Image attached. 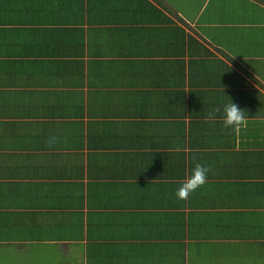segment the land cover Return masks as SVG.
<instances>
[{
  "label": "crops",
  "instance_id": "obj_1",
  "mask_svg": "<svg viewBox=\"0 0 264 264\" xmlns=\"http://www.w3.org/2000/svg\"><path fill=\"white\" fill-rule=\"evenodd\" d=\"M117 1L121 9L113 0H0V114L5 104L16 112L0 115V228L25 230L40 220L41 228L62 232L61 240L48 233L33 242L35 249L64 251L72 264H264V0ZM172 33L179 45L185 40V61L187 53L191 58L187 89L206 90L213 105L193 119L204 121L199 126L185 117L184 149L172 141L158 157L155 177L134 175L118 158L137 151L116 137L167 146L149 135L163 131L155 126L163 117L151 116L160 102L146 91L161 90L173 67L150 72L146 64L166 61ZM174 71L189 76L180 66ZM231 100L245 109L246 122L225 128L223 106ZM51 107L53 118L68 127L79 120L99 138L77 149L59 141L50 151L31 147L30 136L49 134ZM66 152L71 165L58 155ZM197 163L209 169L206 183L178 199L176 190ZM233 194L246 202L257 197L253 206L242 205L246 218L254 216L246 227V218L233 221L239 206H223ZM40 198L59 201L55 213L51 206L16 214V207L32 208ZM1 211L13 220L5 224ZM180 212L190 216L195 237L163 260L153 244L163 242L156 238L174 228Z\"/></svg>",
  "mask_w": 264,
  "mask_h": 264
},
{
  "label": "trees",
  "instance_id": "obj_2",
  "mask_svg": "<svg viewBox=\"0 0 264 264\" xmlns=\"http://www.w3.org/2000/svg\"><path fill=\"white\" fill-rule=\"evenodd\" d=\"M135 1V6L137 4V0ZM110 2V0H109ZM113 7L116 8H122L120 3L117 0H113L112 3ZM134 6V8H135ZM134 11V9H133ZM178 34V33H177ZM177 34L172 33V36L170 37L171 40L169 39L168 42V48H169V55L168 57L166 56V61H155V60H150L149 64H146V69H149L150 72H153L155 69L158 68H167L172 65L173 71H166V79L163 84H161V90L156 92V89L158 86L155 85L154 89L155 90H147L146 92L149 93L152 98L155 96H158V101L160 104H154L152 111H156V114H151V116L154 115H159L160 117H163L162 124L161 123H155V126H161L163 128V131L161 133H157L153 135V132L150 130L149 135L152 136V138L159 144L167 145L164 147H160V145L156 144L155 142L149 141L146 142L145 144L143 142V136H135V137H126L125 138V133L122 136L116 137V141L121 143H124L125 147H132L135 149L137 152H133L131 154H127L125 152L124 157L118 158V164L125 168L128 172L135 173L134 175H139V176H145V177H155L154 172L158 170V164L157 160H159V155L160 153L164 152V149L169 148V144H172V141H175L176 145L184 149V147L181 144L180 141V134H182V128L184 124V119L185 117H188L189 121L191 124L194 126H199L200 123L203 124L204 121L198 122V120H193L196 118H202L204 116V112L206 110H209L211 106L213 105V102H210L209 99H213L212 96H206L205 94L207 93L206 90H194L197 94L192 93L193 91H190L187 89L185 82H189L190 78L193 75L192 69L190 65H188L189 61L191 58L189 57V54L187 53V61L184 59V54L182 51L186 48V43L185 40H182L181 45L178 43L177 39ZM181 36H184L182 34ZM189 40V39H188ZM180 66L183 70H187L189 72L188 78L185 79V71L180 73H177L174 71V68ZM173 72V73H172ZM208 98V99H207ZM7 105V106H6ZM146 104L144 105V107ZM9 104H5V110L3 113H10L13 109H8ZM55 108V107H54ZM51 107V110L49 111V134L47 136L40 135L37 132L33 135L30 136L28 139V144L31 147H39L40 149L44 150H51L50 147L54 148L58 141L63 144L67 149H77L79 147H83L84 143L88 142H94L99 138V133L95 132L94 129H87L85 124L83 122H80L79 120L73 121L71 126L68 127L65 121H61L60 119L53 118L52 110L54 109ZM16 112L12 111L11 115L13 116ZM149 116V114H148ZM181 118V119H180ZM180 119V120H179ZM168 120V121H167ZM90 124L92 121L89 122ZM72 130H75L74 132ZM123 131V129H120ZM71 131V132H70ZM69 132V133H68ZM200 137V136H199ZM198 139V138H197ZM201 139H205L202 137ZM163 143H162V142ZM70 142L75 143V145L71 146L68 145ZM5 144L3 143V140L0 142V145ZM49 145V147H48ZM218 145V144H217ZM141 147H147V148H152L148 152L141 151ZM163 150V151H162ZM220 151H211L210 152V157H216L217 154L222 152L223 149H219ZM51 155L50 153H46L45 156ZM61 159H66L70 154L69 153H61L58 154ZM104 156L105 154H101ZM199 155H205L204 152H198L197 156ZM225 157H228V155H223ZM209 158V156H208ZM211 158V159H214ZM245 159V158H244ZM246 160V159H245ZM72 159L67 158L66 163L67 164H72ZM148 168H146L145 166ZM76 170L73 172L75 173ZM64 173H66L64 171ZM38 176V175H37ZM237 173L235 171H231V177L236 178ZM261 177L264 178V175L261 174ZM239 178V175H238ZM32 184L31 187L32 189H36L37 184L35 182L30 183ZM156 187H159L157 183L155 184ZM60 188V186H59ZM31 189V190H32ZM58 190V188H56ZM257 197L256 196H250L246 202L245 196L241 195H230L229 200L225 203L223 202V206L225 204H229V208H236L239 206V210L235 211V215L233 216V221L241 220L244 221L246 216L249 214L246 212V210L243 209L242 205L243 204H249L252 205ZM215 203L220 204L222 200L214 201ZM26 203L31 204L29 197L27 196V201ZM32 208L29 209H20L19 207H16L18 209L17 215H21L22 211L25 213L27 210H35L37 208L48 210L49 207H53V212L54 208L59 206V201L50 199H43L40 198V201H37ZM34 204V203H33ZM254 205V204H253ZM252 205V206H253ZM243 209V210H242ZM5 215V219L7 221H12L13 218L10 216L7 212L1 211ZM55 213V212H54ZM230 213L233 214V210L230 209ZM251 215V214H250ZM173 220H175L174 223V228L169 232L166 231L163 235L158 238L157 240H162V243H155L154 245V253L155 255L158 256L161 255V258L163 260H167L170 256L169 252L181 250L183 251L186 244L191 245L188 241L189 238L195 237L194 232L191 230L190 223L192 224V221H190V216L185 217L184 212H180L175 215ZM254 216H249L246 218V225L253 220ZM172 220V221H173ZM179 220V221H178ZM40 220H36L35 218L33 219V223L31 225H28L25 230L18 228L17 231L13 230L12 231H7L5 233L4 228H0V242L2 245H0V250H3L6 252V257L11 258V257H21L24 258L25 253L29 254V256H32L33 253L37 252L35 249V243H40L41 241H45L48 237L49 233V240L54 239V241H60L61 236L60 231H55L52 232V227L49 228V230L41 228V224L39 223ZM59 223H55V227H58ZM49 231V232H48ZM157 235V234H154ZM161 235V234H160ZM217 234H214L216 236ZM242 235V234H241ZM156 240V241H157ZM27 241L31 242L32 245L29 249L26 250H20L17 247L22 244L26 245ZM40 241V242H38ZM35 242V243H33ZM187 242V243H186ZM239 243L240 239H237L234 247H233V252L236 253L239 250ZM17 245V247H16ZM232 246V244L230 245ZM38 247V245H37ZM151 247V245H150ZM149 247V249H150ZM161 249V250H159ZM52 250V249H51ZM23 251V252H22ZM165 252V253H163ZM22 253V254H21ZM33 258L31 260L24 259L25 264H30L32 263ZM58 261V260H55ZM162 264V263H161ZM169 264H175V263H169Z\"/></svg>",
  "mask_w": 264,
  "mask_h": 264
},
{
  "label": "clouds",
  "instance_id": "obj_3",
  "mask_svg": "<svg viewBox=\"0 0 264 264\" xmlns=\"http://www.w3.org/2000/svg\"><path fill=\"white\" fill-rule=\"evenodd\" d=\"M245 109L240 108L232 100L223 106V125L225 128L242 126L246 122ZM216 109L209 113L210 118H214ZM209 169L199 163L195 164L190 174L180 183L176 190L178 199H186L189 194L206 183Z\"/></svg>",
  "mask_w": 264,
  "mask_h": 264
},
{
  "label": "rangeland",
  "instance_id": "obj_4",
  "mask_svg": "<svg viewBox=\"0 0 264 264\" xmlns=\"http://www.w3.org/2000/svg\"><path fill=\"white\" fill-rule=\"evenodd\" d=\"M48 246L49 243H46ZM26 257H6V252L3 250H0V264H25L24 259ZM34 258L33 256H29L28 259ZM65 258V252L60 250H49V251H41L38 250L35 260L36 263L32 261L30 264H72L70 260L64 261ZM58 260V261H55Z\"/></svg>",
  "mask_w": 264,
  "mask_h": 264
}]
</instances>
